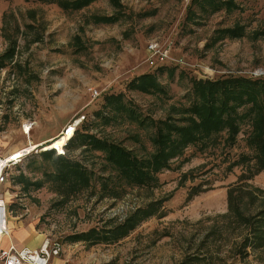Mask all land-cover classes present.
I'll return each instance as SVG.
<instances>
[{
	"label": "rangeland",
	"instance_id": "obj_1",
	"mask_svg": "<svg viewBox=\"0 0 264 264\" xmlns=\"http://www.w3.org/2000/svg\"><path fill=\"white\" fill-rule=\"evenodd\" d=\"M104 16L113 20L95 21ZM153 42L166 45V61L152 59ZM13 45L14 59L0 62V156L31 153L8 171L11 241L58 240L63 264H264V247L238 255L248 229L237 231L228 212L231 190L264 191L248 144L262 95L238 109L235 143L223 132L188 145L142 185L91 147L122 146L146 169L164 123L189 125L196 82L243 78L264 91V0H96L78 10L0 0V59ZM76 124L63 153L44 155ZM66 162L89 181L64 175ZM256 196L242 205L247 217L262 207ZM131 222L127 237L106 239Z\"/></svg>",
	"mask_w": 264,
	"mask_h": 264
},
{
	"label": "trees",
	"instance_id": "obj_2",
	"mask_svg": "<svg viewBox=\"0 0 264 264\" xmlns=\"http://www.w3.org/2000/svg\"><path fill=\"white\" fill-rule=\"evenodd\" d=\"M39 1L47 4H57L64 9L78 10L96 0H86L87 4L85 5L82 4L84 0H68L66 3L62 0ZM112 20L113 18L105 16L95 19L97 23L103 24H107ZM15 54L16 45H13L6 52L3 59H0V62H2L1 67H5L6 65L3 64L4 60H13ZM258 85V83L243 78L228 81L196 82L195 89L198 95H200V100L188 111L191 115L187 120L189 125L179 128V126L172 124L174 123L172 120L164 123L163 129H159L156 137L153 139L157 151L146 161V169L142 168V163L134 157L133 153L125 150L122 146L100 144V141L95 142L91 136H88L90 138L88 142L92 143L94 141L95 144L91 146L92 149L103 151L106 154L107 161L112 163L127 180L140 185L148 183L153 179L151 175L152 171L158 173L161 169L169 167L168 161L174 155L181 153L184 147L188 145H205L207 141H212L216 135H220L223 132L228 134L227 140L230 143H235L240 133L239 122L242 118L239 115L238 109L250 102L256 105L259 96L262 95L264 97L263 89H261V92H256L255 86ZM253 114V130L248 138V144L256 153V171L253 174L255 175L264 171V104L263 106L256 105ZM88 142L82 144V146L88 148ZM44 153L47 156L49 151H45ZM60 158L65 160L63 157ZM66 164L69 167L67 166L63 169L64 175L70 173L75 176L77 181L85 183L89 181L87 173L81 166H72L68 162ZM251 178L252 176L249 179ZM257 192L261 193L264 198L263 190L250 187L237 189V191L231 190L228 194V212L229 214H233L231 216L233 219H231L232 223L236 225L235 229L237 231L241 230V228L248 229L246 236L243 238L242 247L238 250V255L243 258L249 256L248 248L250 245L256 249L264 247V202L260 211L255 215H251V217H247L241 209L243 204L250 206L251 200H257ZM142 213L146 214V216L148 215L147 212ZM136 217H140V214L139 216L136 215ZM131 225V227H122L121 230L117 229L110 232L109 235L112 236H107L108 238L106 237V239L117 241L120 238L127 237L136 228V224L132 223ZM94 233H96V230H93L91 234ZM101 237L100 235L98 236V241H100ZM89 238V234L83 235L76 237L75 241L85 242Z\"/></svg>",
	"mask_w": 264,
	"mask_h": 264
},
{
	"label": "built area",
	"instance_id": "obj_3",
	"mask_svg": "<svg viewBox=\"0 0 264 264\" xmlns=\"http://www.w3.org/2000/svg\"><path fill=\"white\" fill-rule=\"evenodd\" d=\"M166 49V45L164 47L158 42L149 46L152 59L161 61L168 59L169 51ZM95 95L99 94L95 92ZM70 129L71 127L67 128V132ZM20 151L22 155L19 158L12 155L0 156V264H54L55 259L60 258L64 252V246L58 240L46 239L38 249L18 247L11 241L6 198L8 171L31 153L28 148Z\"/></svg>",
	"mask_w": 264,
	"mask_h": 264
},
{
	"label": "bare ground",
	"instance_id": "obj_4",
	"mask_svg": "<svg viewBox=\"0 0 264 264\" xmlns=\"http://www.w3.org/2000/svg\"><path fill=\"white\" fill-rule=\"evenodd\" d=\"M76 126H77V124L74 126H71V129L69 130V132H67V129H66L64 135H62L58 139L52 141L49 146L44 148V151L58 150L60 153H63L64 147L74 137ZM21 155H22L21 151L20 152L18 151L12 156H15L14 158H19V157H21Z\"/></svg>",
	"mask_w": 264,
	"mask_h": 264
},
{
	"label": "crops",
	"instance_id": "obj_5",
	"mask_svg": "<svg viewBox=\"0 0 264 264\" xmlns=\"http://www.w3.org/2000/svg\"><path fill=\"white\" fill-rule=\"evenodd\" d=\"M45 142V141H44ZM43 143V142H42ZM37 145H41V143H36ZM14 242V241H13ZM18 247H27V246H24V245H19V244H17L16 242H14ZM35 249H38V248H35ZM60 260H65V259H61V258H57V259H55V261H54V264H63V262L62 261H60Z\"/></svg>",
	"mask_w": 264,
	"mask_h": 264
}]
</instances>
